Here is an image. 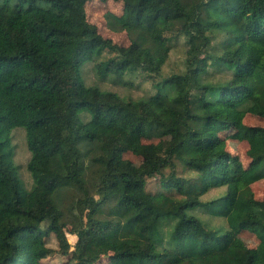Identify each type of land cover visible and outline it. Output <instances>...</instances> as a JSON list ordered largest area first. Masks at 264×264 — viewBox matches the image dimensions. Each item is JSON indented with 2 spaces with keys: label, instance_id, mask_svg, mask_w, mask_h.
I'll return each mask as SVG.
<instances>
[{
  "label": "trees",
  "instance_id": "trees-1",
  "mask_svg": "<svg viewBox=\"0 0 264 264\" xmlns=\"http://www.w3.org/2000/svg\"><path fill=\"white\" fill-rule=\"evenodd\" d=\"M89 1L0 0V264H45L47 237L69 224L74 264H264V199L252 189L264 179V125L244 122L264 119V0H115L123 13H106L108 24L129 45L101 34ZM180 38L182 66L164 75ZM105 54L104 76L140 70L159 77L156 93L88 84L85 64ZM231 128L249 144L247 166L227 147ZM163 137L159 152L143 146ZM156 176L161 189L149 191Z\"/></svg>",
  "mask_w": 264,
  "mask_h": 264
},
{
  "label": "rangeland",
  "instance_id": "rangeland-1",
  "mask_svg": "<svg viewBox=\"0 0 264 264\" xmlns=\"http://www.w3.org/2000/svg\"><path fill=\"white\" fill-rule=\"evenodd\" d=\"M88 19L95 23L101 34L105 37H110L121 45H129L131 40L126 30L116 31L113 30L106 17V13L112 12L116 15L123 13L124 5L122 2L115 0H91L86 5ZM184 39L180 38L173 43L170 57L164 67V75L179 69L182 66L185 53ZM109 54H105L103 58H98L94 61H89L84 66V77L88 84L99 85L104 89H109L118 92L125 98H137L144 95H151L156 93L158 87L154 83L159 77L147 78L146 74L142 71H133L126 73L123 77H118L113 73L103 75L98 69L97 64ZM247 126L264 125V119L259 116L248 114L244 118ZM227 141L228 149L235 155L239 156L244 166H247L251 158L248 155L249 144L246 140L242 139L239 131L236 128H231L223 133ZM13 142L15 144V162L18 167L19 177L23 180L24 184L28 187L32 185V178L27 169V162L30 158V151L26 145V133L22 127L15 128L12 133ZM168 138H151L144 139L143 146L150 151H161L162 144L167 142ZM125 157L132 162L139 164L142 159L133 153H126ZM177 174L182 177H192L193 173L186 170L181 164L177 167ZM171 170H165V174H169ZM147 189L152 192H157L161 189L160 178L152 177L148 179ZM255 197L257 199H264V179L256 181L252 184ZM217 190L209 193L205 198L213 196ZM75 210V209H74ZM79 213V210H75ZM241 237L245 244L249 247H256L259 244L257 235L249 230L241 232ZM78 241L77 234L72 225H67L61 232H52L47 237L48 245L52 251L51 255L44 259L45 264H74L69 262V255L67 251L75 249ZM106 261V259H105ZM107 264V263H105Z\"/></svg>",
  "mask_w": 264,
  "mask_h": 264
}]
</instances>
